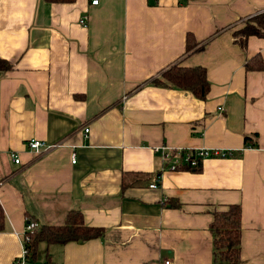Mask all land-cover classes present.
<instances>
[{"label":"crops","instance_id":"crops-1","mask_svg":"<svg viewBox=\"0 0 264 264\" xmlns=\"http://www.w3.org/2000/svg\"><path fill=\"white\" fill-rule=\"evenodd\" d=\"M91 2L0 0V264L29 220L71 211L103 235L39 242L26 264H223L210 224L233 204L239 264H264V39L234 37L264 0ZM173 65L206 69L205 98L152 83ZM161 146L229 154L171 169Z\"/></svg>","mask_w":264,"mask_h":264},{"label":"trees","instance_id":"trees-1","mask_svg":"<svg viewBox=\"0 0 264 264\" xmlns=\"http://www.w3.org/2000/svg\"><path fill=\"white\" fill-rule=\"evenodd\" d=\"M48 2L65 3L73 0H46ZM255 35L264 39V12L253 16L240 29L234 31L235 40L243 45L246 37ZM188 37L186 51L203 48L197 46ZM9 65L0 59V68L6 69ZM246 69H260V58L254 55L245 63ZM152 81L155 85H168L191 92L197 98H205L210 88L206 69L202 66L185 67L173 65ZM199 168V167H198ZM198 168H189L198 170ZM3 222V213L0 210V229ZM213 236L214 258L223 264H239L240 242V208L238 205H227L225 208L213 211V220L210 224ZM103 235L102 228L90 227L84 224L80 212L71 211L62 225H42L33 233L31 242L27 245L30 257H35L36 247L39 242L48 244H64L70 241L87 240Z\"/></svg>","mask_w":264,"mask_h":264},{"label":"built area","instance_id":"built-area-1","mask_svg":"<svg viewBox=\"0 0 264 264\" xmlns=\"http://www.w3.org/2000/svg\"><path fill=\"white\" fill-rule=\"evenodd\" d=\"M98 0H92V4H97ZM87 17L85 15L81 16L79 22L81 25L86 26ZM222 110V108H220ZM89 128H86L84 131L88 132ZM29 148L35 154H41V152L50 150L58 144H47L44 141L38 139H31L28 141ZM155 150H162V156L165 162L169 163V167L171 169H177L179 167H187V168H198L201 162L206 158H216V157H224L229 154L227 150H220L217 148L210 149H197V150H186L183 148H174L169 149L165 146L155 147ZM15 163H19L20 159L17 154L12 155ZM72 162L76 161L75 153H72ZM150 188L155 189L158 188L157 182L150 184ZM39 227L38 223L29 220L24 228L22 233V255L20 258L16 260L17 264H26V261L29 257V249L27 245L31 242L32 235L34 231ZM161 264H172L169 259H165Z\"/></svg>","mask_w":264,"mask_h":264}]
</instances>
